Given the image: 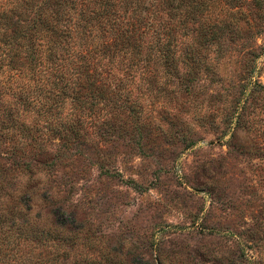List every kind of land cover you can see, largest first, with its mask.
I'll list each match as a JSON object with an SVG mask.
<instances>
[{"label":"rangeland","instance_id":"374dc122","mask_svg":"<svg viewBox=\"0 0 264 264\" xmlns=\"http://www.w3.org/2000/svg\"><path fill=\"white\" fill-rule=\"evenodd\" d=\"M223 7L264 30V0ZM218 46L186 85L163 70L124 84L115 69L131 92L119 117L103 104L13 107L5 122L21 130L0 133V264H264V33Z\"/></svg>","mask_w":264,"mask_h":264},{"label":"trees","instance_id":"16d2710c","mask_svg":"<svg viewBox=\"0 0 264 264\" xmlns=\"http://www.w3.org/2000/svg\"><path fill=\"white\" fill-rule=\"evenodd\" d=\"M232 1L0 0V133L21 130L5 122L16 113L13 107L41 102L57 104L48 108L50 116L74 102L81 113L103 104L119 117L131 92L123 94L125 86L114 84L115 69L124 74V84L138 71L150 84L154 70H163L168 80L192 83L199 70L209 69L201 56L210 46H221L226 37L264 33L240 19L229 21L222 8ZM241 101L233 116L237 122Z\"/></svg>","mask_w":264,"mask_h":264}]
</instances>
